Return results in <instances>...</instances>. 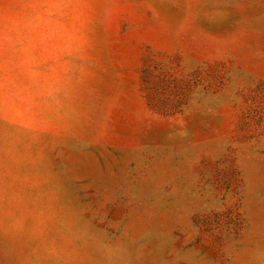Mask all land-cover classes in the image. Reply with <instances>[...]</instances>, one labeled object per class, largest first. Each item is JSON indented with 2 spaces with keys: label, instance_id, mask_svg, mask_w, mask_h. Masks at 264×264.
Segmentation results:
<instances>
[{
  "label": "rangeland",
  "instance_id": "rangeland-1",
  "mask_svg": "<svg viewBox=\"0 0 264 264\" xmlns=\"http://www.w3.org/2000/svg\"><path fill=\"white\" fill-rule=\"evenodd\" d=\"M0 264H264V0H0Z\"/></svg>",
  "mask_w": 264,
  "mask_h": 264
}]
</instances>
